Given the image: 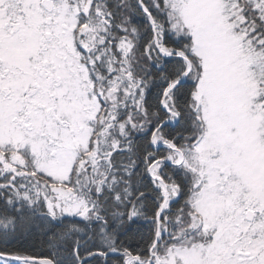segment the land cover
I'll list each match as a JSON object with an SVG mask.
<instances>
[{
	"label": "snow or ice",
	"instance_id": "snow-or-ice-1",
	"mask_svg": "<svg viewBox=\"0 0 264 264\" xmlns=\"http://www.w3.org/2000/svg\"><path fill=\"white\" fill-rule=\"evenodd\" d=\"M0 264H264V0H0Z\"/></svg>",
	"mask_w": 264,
	"mask_h": 264
}]
</instances>
